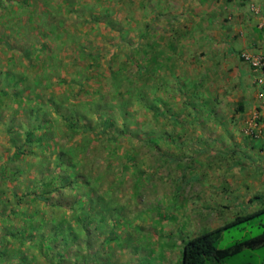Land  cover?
<instances>
[{"label": "crops", "instance_id": "obj_1", "mask_svg": "<svg viewBox=\"0 0 264 264\" xmlns=\"http://www.w3.org/2000/svg\"><path fill=\"white\" fill-rule=\"evenodd\" d=\"M123 1H126V7L127 3L139 6L138 11L132 13L133 17L127 14L123 16L127 21L129 18L136 20L138 13L137 25L122 24L121 11L118 14L110 8L113 6L110 0H60L59 6L44 0L41 11L32 5L33 14H47L48 18L51 17L49 21L52 15H60L59 21L53 22V25L67 32V36L61 41L50 37L28 42L27 55L23 57L29 63L24 60L26 63L22 69L19 61L23 58L18 51V44L22 41H7L2 33L4 30L0 28V264H69L67 256L71 253L69 246L72 244L73 264L94 263V252L89 253L84 248L83 224L76 229L75 242L68 241L66 216L40 214L35 209H32V213L29 210L27 216L25 209H22L25 200H17L13 204L10 200L17 194L14 190H18L21 182H24L21 177L29 175L27 166L20 165V152L27 142L33 145L31 139L34 135L30 131L39 129L40 123H43V127L48 125L46 119L44 122L37 119L39 111L34 108H31L25 119L20 118L18 104L14 102L5 107L3 97L13 95V91L18 95L20 91L30 94L34 88L28 84L35 82L39 73L44 72L46 75L49 72L47 64L54 59L67 61L73 64L74 69H79L72 80L76 84L81 83V88L84 84L93 94L92 99L100 96L96 93L97 89L107 92L105 105L108 110L110 108L109 112L113 118L120 117L122 128L127 126L126 132L119 134L114 131L116 124L112 126L109 134L113 135L111 130L114 128V134L117 135L114 140L109 135L97 132L101 120L94 113L96 109L91 100L70 103V107L65 109V116L70 114L78 126L90 125L83 136L89 139L87 142L91 146L83 142L79 149L60 150L56 154L57 158L61 152H65V157L76 159L78 162L73 170L83 175L81 177L85 180L89 172L86 167L93 169L94 163L88 164L83 158L85 155L96 157L98 154L104 159L106 167L118 175L117 179L109 183L107 192L95 199L97 203L114 207L116 200L128 194L127 189L139 197L147 195L153 199L159 195L164 198L167 193L171 195V204L178 212L187 208L188 213H192L193 221L197 220L200 224L221 223L222 226L245 215L243 210L231 211L229 195L234 194L238 198L239 191L244 192L249 186L258 191L262 186V182L251 173L255 167L264 172V73L253 68L242 54L264 55V0ZM123 5L124 2L120 4L121 7ZM0 6V13L3 14V0H0ZM12 12V7H9L4 15ZM171 16L179 18L177 25L170 23L168 19ZM6 18H3L4 21ZM68 18L74 19L73 26L67 23ZM15 20L16 17L12 21ZM69 27L82 32H76V36L74 32L68 34ZM105 28L114 32L110 35L113 38L111 42L98 40L100 35L95 32ZM134 29L141 31L139 39L128 37L129 31ZM154 29L176 32L162 41L152 38L154 34L149 32ZM122 31L126 33L124 39H121ZM130 41L134 42L133 45L139 42L141 48H133L131 53L128 47ZM103 45H109L110 48L102 51ZM63 52L72 54L71 58H63ZM131 54L135 55L136 62L128 60ZM111 58L114 66L126 64L130 79L139 78L146 93L152 95L155 92L159 97L156 101L157 114L142 105L126 107L130 109L126 115L117 111L115 91L110 83L114 70L107 67ZM91 63H95L94 66L90 67ZM22 71L28 73V78L26 85L21 88L18 82H13L12 77L15 72ZM87 78H90L89 81ZM58 79L60 82L65 80L63 76ZM22 83L25 84L24 81ZM125 83L126 86L130 84V90H135L136 82L132 80L130 83L128 79ZM77 91L84 95L82 89ZM77 91L72 92V97L77 96ZM139 127L141 132L137 134L135 131ZM2 131L12 135L2 139ZM47 134L44 133L35 141L38 145L45 144L40 146L41 150L44 149L42 151L51 143V136ZM101 142L103 144L100 145ZM231 144L235 145L236 151L240 150L241 158L246 160L239 158L237 171L236 167L232 168L231 159H222L225 157L222 152H226ZM9 170L14 175L12 180H3L1 177ZM170 175L172 178L168 179ZM195 175L199 178L194 180ZM84 180L79 184L81 187L87 188L90 183L93 190H98L95 189L97 184L94 181ZM36 184L37 180L33 177L23 187L28 191L36 190ZM180 186L184 187V191H187L185 188L193 189V198L186 202L180 197ZM170 187L176 189V194L168 193ZM8 190H12V196L7 193ZM258 197V194L248 195L240 201L248 214L259 211L258 205H254ZM95 200L89 202L95 206ZM28 201L36 205V200ZM81 203L84 204V196ZM94 211L96 209L92 208ZM26 219L30 222L24 226L22 222ZM79 221L83 222V219ZM10 222L13 226L19 225L16 231L9 229ZM19 229L24 231L23 234L17 233ZM53 229L55 234H49ZM25 233L28 235L23 238ZM49 244L51 248L47 247ZM90 260L91 263H88Z\"/></svg>", "mask_w": 264, "mask_h": 264}, {"label": "rangeland", "instance_id": "obj_2", "mask_svg": "<svg viewBox=\"0 0 264 264\" xmlns=\"http://www.w3.org/2000/svg\"><path fill=\"white\" fill-rule=\"evenodd\" d=\"M17 1L18 2H15V0H3V4L5 5V7H3V11L6 12L9 7H12L13 12L12 14H7L6 16L4 15V12L3 14L0 13V28L4 30L2 33L5 35L7 41H22L20 42L21 44H18V48H20V50L18 49L20 57L23 58V60L19 61V66H21L20 68L22 69L26 63L25 61H27L23 55L26 54V48L27 45H29L28 42L35 40L39 41L40 38L45 40L52 37L51 25L53 26V22L58 21L61 16L58 14L52 15V19L49 21V18L51 17L49 16L48 18L47 14H43L42 12L33 14L31 10L32 5L41 11L44 7V0H29V2L31 1L30 4L29 2L27 3L26 0ZM48 1H50L53 5L55 4L56 6H59L60 3V0ZM110 1L113 3V6L110 8L114 9L116 12H118V14L121 11L122 24H125L126 26L131 25L132 23L134 25L138 24V13L136 14V20H133V18H129V21L124 20L125 18L123 19V16L126 14L133 17L134 14L132 13H134L136 10L138 11L139 9L138 5H130V3H127L126 7V1ZM122 1L125 4L123 7L120 6V4L123 3ZM153 5L154 7L156 6V4ZM4 17H7L5 21L3 19ZM12 17L13 19L16 17V20L12 21ZM168 20H170V23H172L174 26L179 22V18L177 16H171ZM67 21L69 26H73V18H68ZM69 29L70 31H68V34H72L74 32L75 36L76 32L79 33L81 31L73 30L70 27ZM55 30L59 35L58 38L60 41L66 38L67 32H64L63 30L57 31V28H55ZM175 32V30L171 29H166L164 31L154 29L150 30L149 33L151 35L154 34L152 37L153 39H163L162 41H165ZM95 33L100 35L98 36L100 38L98 40L102 39L103 42L106 40L111 42L113 38H111L110 35H112L114 32L105 28ZM139 34H141L139 29L130 30L128 37L131 39H139ZM116 35L119 34L116 33ZM58 44L59 42H57V45ZM107 48H110L109 45H103L102 51H106L105 49ZM129 48L132 53V50H134L133 46L130 45ZM71 55L72 54H69V52H63L61 54L63 58L65 57L69 59L71 58ZM27 63L29 62L27 61ZM81 63L83 62H80V64ZM30 65V67H32V63H30ZM50 65L51 68H48ZM72 66L73 64L64 60H52L50 64H47V70L49 71L47 72V75L52 76L51 79L44 77V72H41L42 74H39L42 75L40 78H38L39 75H37L35 82L28 84L31 88H34V91H32L30 94L25 93L24 96L18 95L13 91L12 93L14 97L13 95H4L3 103L5 107L6 105L10 106L14 102L17 103L20 107L18 111L20 118L22 119L27 117V113L31 112V108H34L35 110L39 111L37 112L39 113V118L41 121L44 122L46 119L48 125L46 127L35 129V131L32 133L34 136L31 139L33 145H31L30 142H27L26 146L21 149L20 165L21 167L27 166L29 175L26 174L21 177L24 182H21V186L18 190H14V192L17 194L14 197H11V203L13 204L14 202H18L17 200H25L26 202H24L22 209H25V215L27 216L29 210V212L32 213V209H35L40 214L66 216L68 219V225H74V229H77L80 227V224L75 219L76 214L78 213L75 208L76 203L79 200H82V196H84L83 206L86 215L88 210L91 208L89 207L88 202L97 199L101 194L107 192L109 183L117 179L118 175L116 172H111L108 167H106L104 159H102L100 155L98 156V154L96 157H93L92 154L87 156L84 153L85 157L83 158V160L87 161L88 164H91L92 162L94 163L93 169L88 166L86 167L89 170V172H87V179H89L90 182L94 181V184H97L95 189L98 190H93L90 183L88 186H86L87 188H83L78 183L72 182L73 180H71L69 177L67 178V176L64 174V171L58 167V158L56 156L58 151L71 148L74 150L79 149L83 142L88 143L91 146V143L87 142L89 139H85L83 136L86 133L79 129V126L77 130H75V127L72 129L71 126L68 125L67 118L65 117V109L70 107V103L86 102V100H82L86 98H83V95L79 94L77 91L79 90L80 92L81 83H77V85L74 82L75 80H72L74 79V74H77L79 69H74ZM133 71L135 72V69H133ZM27 74L28 73H23V71L15 72L12 80L13 82H18L22 88V86L26 85V80L28 78ZM59 76H63L65 80H63V82H60L59 79L56 80L57 77L60 78ZM21 80L24 81L25 84H23ZM45 80L46 82H44ZM75 90L77 91V96L72 97V92ZM8 112L6 113L8 114ZM67 116H70V114ZM116 120L118 124L116 123L114 127L115 130L114 128L113 130L115 133L119 134L122 133V122L120 121V117ZM113 130H111V133L114 134ZM44 133H48L47 135L51 136V143L50 146L46 147L45 151H42L44 149L41 150L40 146H42L44 143H40V145H38L39 143L35 141L38 139V137L43 136ZM10 135L12 134L8 131H2L1 136L3 138H1L4 139ZM101 144H103V142H101L100 145ZM114 144L117 143L114 142ZM89 148L87 151H89ZM43 153H45V156ZM240 153V150L236 151L235 145H232L226 152H222V154L227 157H222V159H231V166L232 168L236 167L235 169L237 171L239 170L238 160L241 158ZM234 157L236 158L234 159ZM180 161L182 162L183 159ZM242 161L246 160L242 159ZM10 171L11 170H9L1 178L7 181L9 179L12 180L14 175ZM253 174L255 178H258L259 181L262 182L261 188L258 191H255L253 188H251V186H249L248 189H244V192L243 190L239 191L241 193L240 195H237L239 196L238 198L234 194H231L229 195V203L232 204V212L243 210L242 212L247 215V208L245 205H241L240 201L244 200L248 195L255 196V194H258L259 197L257 200H254V205H258L259 213L250 217L249 219L237 222L236 224L226 228L223 231L221 237L216 242V245L220 248L229 247L239 240L257 236L263 232L264 172L260 169H256L255 167L254 172H252L251 175ZM64 176L66 178H64ZM81 176L80 181H83L84 178ZM202 176L203 175L201 174V177ZM33 177L37 180V188L36 190L31 189V191H28L27 188L23 187V185H26V182L28 183L31 181ZM167 178L171 179L172 176L170 175ZM197 178H199L198 175L193 177L194 180ZM28 179L30 180L28 181ZM145 180L147 181V177ZM242 180L245 181L244 178ZM179 188H181V186ZM185 189L187 191H184V187L179 189V195L187 202L193 198L192 196L194 191L191 188ZM126 192L128 194L126 196L124 195L121 200H116V206L114 207L104 203L100 204L101 202L97 203V200H95L94 203H97V205L94 206V209H96V211H94V213L92 212V209L89 211V215H92L94 219L92 221L86 220L83 223V230L85 231L84 248H86L85 251L89 253L94 252L93 264H183V249L185 242L201 233L221 226V223L203 222L200 224L197 220V222L193 221L191 216L192 213H188L187 208H185V211L182 210L178 212L174 205L171 204V195H168L167 193L164 198L159 195L153 199V197L147 195H142L141 197H139L138 194L134 195V192L131 189H127ZM175 192L176 189L174 187L169 188V194H176ZM7 193L12 196L13 192L12 190L11 192L8 190ZM120 193H122V191ZM242 193H245V195H242ZM44 197H47L49 200H45ZM91 198L92 200H90ZM33 199L36 200V205H33L28 201ZM20 202L22 203V201ZM38 202L41 203L38 204ZM33 206L35 208H33ZM30 220L26 219L24 222H22V224L25 226L30 222ZM11 222L8 224V227L10 226L9 229H11V231H16L19 225L16 224L13 226V223ZM53 226H56V224ZM20 230L21 229H19V232L17 233L23 234L24 231L21 230L20 232ZM17 233L16 235H18ZM50 233L55 234L54 229L49 232V234ZM28 234L25 233V235L22 237L24 238ZM38 241L39 240H37V242ZM50 244L47 245L48 248H51ZM73 250L74 244L69 246V251H71V253L68 252L70 255L67 256V261L69 264L74 263ZM126 257H128V259ZM263 259L264 247L258 250L245 249L229 258L227 263L262 264ZM88 263H91V260ZM207 264H217V262L210 260Z\"/></svg>", "mask_w": 264, "mask_h": 264}, {"label": "trees", "instance_id": "obj_3", "mask_svg": "<svg viewBox=\"0 0 264 264\" xmlns=\"http://www.w3.org/2000/svg\"><path fill=\"white\" fill-rule=\"evenodd\" d=\"M59 21V19H58ZM55 25H53L52 29H51V35L52 38L54 39H58L59 35L58 33H56L55 30ZM58 31V29H57ZM121 39H124V37H126V33L125 31H122L121 33ZM131 42V41H130ZM129 44L133 46V48L135 50H139L141 48L140 43H136V45H133L134 42H131ZM128 45V47L130 46ZM124 48V47H123ZM102 54V52L100 53ZM30 55V53H29ZM30 57V56H29ZM31 58V57H30ZM128 60L130 61H134L136 62V60H134L136 57L134 54H131L130 56H128ZM95 63H91L94 66ZM108 64V68L114 70L113 71V75L110 77V83L113 85L112 90L115 91V100H116V109L117 111H119L121 114L126 115L130 109L127 108H131L134 105H142L145 106L150 112L157 114L159 111L156 109L157 103L156 101L159 100V97L157 95H155V92L150 95V93H146L145 89L142 88L141 83L139 82V78H135L134 79H130V74L126 68V64L124 63H119L117 66H114V60H112V58L107 62ZM128 64V63H127ZM47 68V67H46ZM81 71H83V69H81ZM84 72V71H83ZM139 73V72H138ZM42 74V73H39ZM38 74V75H39ZM48 74V73H47ZM45 75V77L50 78L52 76L49 75ZM39 75L38 78H40ZM90 78H87V80L89 81ZM131 83V81L133 80V82H136V86H134L133 89L135 90H130V84L129 86H126L127 84L125 83V80H128ZM63 81V80H62ZM22 82V80H21ZM138 82V83H137ZM126 84V85H125ZM84 87V84H83ZM81 88L82 91H84V95L83 98L85 97L88 100H91V103L93 105H95V111L94 113L97 114L99 116V119L101 120V127L99 128V131L97 130L98 133L102 134V135H109L112 139L116 140V135H110V129L112 128L113 125H115L116 123V119L117 118H113V116L111 115V112H109L108 110V106L105 105V100L108 98V93L105 91H101V89H97L100 96L92 99L93 98V94H91V91L88 90L86 88V86L84 88H86L84 90V88ZM20 91V90H19ZM20 95H25V93H21L20 91ZM92 95V96H91ZM130 96V97H128ZM90 102H88V105H91ZM111 104V103H108ZM115 106V105H114ZM101 107H103L104 109H102ZM106 107V108H105ZM127 107V108H126ZM107 113V116H106ZM37 119H40L39 117V113H37ZM66 117V116H65ZM67 121H68V125L71 126L72 129H74L73 127H75V130L78 129V125L75 124V122L73 121V119H71L70 116L66 117ZM90 126V125H89ZM88 125H84V126H79V129H81L83 132H87L88 130ZM43 127V123H40L39 128ZM127 130V126L125 125L124 128L122 129V133L126 132ZM140 127L139 129H137L135 131V133L139 134L140 131ZM33 130L30 131V134L32 135ZM151 133H154V131H152ZM68 150V149H67ZM70 150H74V149H70ZM58 167L61 168V170L64 171V174L67 176V178H71V180H73L72 182H76L78 184L82 183V181H80V174L75 172L73 169L74 167H76V164L78 161H75L74 158H70V157H65V152H61V154L58 155ZM66 167V168H65ZM69 169V170H68ZM63 178V177H62ZM64 178H66L64 176ZM66 180V179H65ZM64 180V181H65ZM90 194V193H89ZM45 200H49L47 197H44ZM92 202V201H91ZM88 202L89 207H91L88 210V213L85 215V210H84V206L81 203V200H79L76 205V211L78 212L76 214V221L81 225L83 224L86 220L88 221H92L94 219V217L92 215H89V211H91L92 208H94V205ZM80 211V212H79ZM82 211L84 216H82ZM259 211H256L254 213H249L247 215H241L238 216L237 218H235L234 220L219 226L215 229L206 231L204 233H201L193 238H190L187 242H185L184 245V249H183V264H207L208 261H213V262H217V264H228L227 261L229 258H231L233 255L238 254L240 252H242L245 249H252V250H258L264 247V229L263 232L257 236L248 238V239H243V240H239L237 242H235L234 244H232L229 247H224V248H220L216 245L217 240L221 237L223 231L228 228L229 226L236 224L237 222L249 219L250 217L258 214ZM89 215V216H88ZM91 216V217H90ZM89 217V218H87ZM83 219L82 221H79V219ZM263 228H264V223H263ZM66 229L68 230V241L73 240V242H75V238H76V229H74V225H68L67 223V227ZM75 230V231H74ZM63 256H65L63 254ZM251 264V263H248ZM262 264H264V259Z\"/></svg>", "mask_w": 264, "mask_h": 264}, {"label": "built area", "instance_id": "obj_4", "mask_svg": "<svg viewBox=\"0 0 264 264\" xmlns=\"http://www.w3.org/2000/svg\"><path fill=\"white\" fill-rule=\"evenodd\" d=\"M242 56L251 64L253 68L258 69L264 73V55H252L250 53L244 52Z\"/></svg>", "mask_w": 264, "mask_h": 264}]
</instances>
